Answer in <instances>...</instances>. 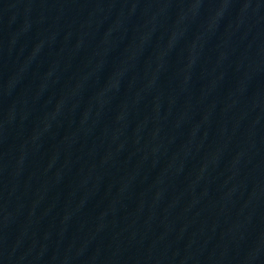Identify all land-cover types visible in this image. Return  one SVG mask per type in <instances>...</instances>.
<instances>
[{
    "label": "water",
    "instance_id": "water-1",
    "mask_svg": "<svg viewBox=\"0 0 264 264\" xmlns=\"http://www.w3.org/2000/svg\"><path fill=\"white\" fill-rule=\"evenodd\" d=\"M0 264H264V0H0Z\"/></svg>",
    "mask_w": 264,
    "mask_h": 264
}]
</instances>
